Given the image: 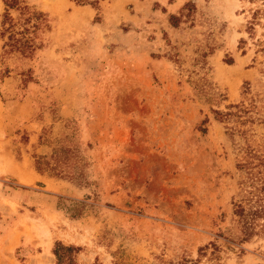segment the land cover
Instances as JSON below:
<instances>
[{
    "label": "rangeland",
    "instance_id": "374dc122",
    "mask_svg": "<svg viewBox=\"0 0 264 264\" xmlns=\"http://www.w3.org/2000/svg\"><path fill=\"white\" fill-rule=\"evenodd\" d=\"M25 1L48 26L32 54L0 62L9 69L0 80V264H54L56 240L79 246L80 264H113L116 251L128 264L195 260L209 242L218 259L194 264H264V235L240 242L233 215L242 138L231 141L215 114L247 98L261 119L242 127L264 143L252 4ZM74 131L85 172L77 182L57 177L55 152ZM34 155L51 157L46 183L27 174ZM75 200L85 203L78 217Z\"/></svg>",
    "mask_w": 264,
    "mask_h": 264
},
{
    "label": "trees",
    "instance_id": "16d2710c",
    "mask_svg": "<svg viewBox=\"0 0 264 264\" xmlns=\"http://www.w3.org/2000/svg\"><path fill=\"white\" fill-rule=\"evenodd\" d=\"M252 6L248 8L247 27L250 37L255 38L256 54L263 56L264 66V0H244ZM76 3H92L88 0H75ZM4 10L0 15V39L2 51L0 52V62L3 64L6 54L13 51H19L25 56L33 53L38 44L35 36L38 31L48 26L47 15L41 10L35 9L25 0H3ZM187 5V3H186ZM186 8V7H184ZM15 12V14H13ZM179 16L169 15V22L173 26L178 24ZM257 26L263 28L259 36ZM240 42L245 43L244 39ZM244 53V51H243ZM256 60V56L254 57ZM228 64L233 63V58L225 60ZM8 66L5 64L0 69V80L8 75ZM24 77L29 74L24 73ZM25 79V78H24ZM249 92L246 87L243 93ZM247 98L238 103L229 104L226 110H216V119L225 122L226 134L231 141L239 135L242 143H238L236 168L241 171L240 180L241 196L233 200V215L239 228L238 240L240 242L249 241L255 235H264V143L254 144L252 138L248 135V129L243 128L245 124H251L257 119H261L256 111V104L246 101ZM205 131V128H201ZM79 140L76 132L64 134L56 140V160L57 177L70 181H80L85 172L84 156L81 155ZM34 169L43 174L50 166L51 157L48 155H34ZM84 201H74L72 217H78L82 214L81 207ZM80 247L72 244H64L56 240L52 247V253L55 257L54 264H80L78 254ZM220 248L215 242H209L198 248V258L190 260L181 257L177 261H170L168 264H194L201 257H207L208 260L218 259ZM115 260L113 264H128L122 260V254L119 251L114 252ZM214 264H219L218 261Z\"/></svg>",
    "mask_w": 264,
    "mask_h": 264
},
{
    "label": "crops",
    "instance_id": "0c3cea01",
    "mask_svg": "<svg viewBox=\"0 0 264 264\" xmlns=\"http://www.w3.org/2000/svg\"><path fill=\"white\" fill-rule=\"evenodd\" d=\"M27 174L29 176H31L34 180H41V181H43V183H46L48 180H50V177H46L44 175H41L40 173L36 172L34 169L28 168Z\"/></svg>",
    "mask_w": 264,
    "mask_h": 264
},
{
    "label": "bare ground",
    "instance_id": "6f19581e",
    "mask_svg": "<svg viewBox=\"0 0 264 264\" xmlns=\"http://www.w3.org/2000/svg\"><path fill=\"white\" fill-rule=\"evenodd\" d=\"M24 182H26L25 180H23ZM28 183V182H27Z\"/></svg>",
    "mask_w": 264,
    "mask_h": 264
}]
</instances>
